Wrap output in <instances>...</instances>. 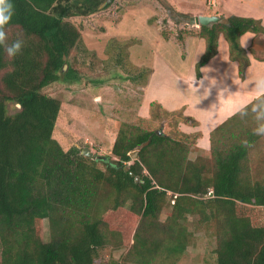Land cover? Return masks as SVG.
Wrapping results in <instances>:
<instances>
[{
    "label": "trees",
    "instance_id": "trees-1",
    "mask_svg": "<svg viewBox=\"0 0 264 264\" xmlns=\"http://www.w3.org/2000/svg\"><path fill=\"white\" fill-rule=\"evenodd\" d=\"M105 1L114 0H12L5 44L19 39L23 46L9 57L0 45V264H103L105 247L128 244L125 227L133 229V242L112 264H178L193 239L190 215L212 229L215 264H264V177L254 179L248 161L259 136L253 126L238 127L246 116L240 109L210 132L207 153L194 135V150H200L194 159L186 141L127 122L111 154L96 159L77 147L65 150L53 136L61 101L44 88L75 72L69 55L85 46L70 18L93 14ZM167 8L176 23L197 24V14ZM221 17L228 23H198L205 49L197 76L223 36L244 78L264 24L250 16ZM248 31L255 37L245 48L240 38ZM145 142L133 159L131 152ZM165 206L171 212L163 218Z\"/></svg>",
    "mask_w": 264,
    "mask_h": 264
},
{
    "label": "rangeland",
    "instance_id": "rangeland-1",
    "mask_svg": "<svg viewBox=\"0 0 264 264\" xmlns=\"http://www.w3.org/2000/svg\"><path fill=\"white\" fill-rule=\"evenodd\" d=\"M244 1L246 0H114L108 5L106 1L103 2L93 14L71 17L81 29L85 46L74 48L69 55V62L75 72L70 77L62 75V78L44 88L46 93L61 101L53 136L65 150L73 147L83 150L88 147L93 153L107 156L111 154L119 128L127 122L143 128L160 129L172 137L186 141L193 147L189 156L194 159L200 152L194 150V135L199 133V137L202 136V130L195 131L185 127L183 122L188 120L183 116L182 110L172 112L170 106L181 100L177 92L185 90L175 83V72L189 73L193 65L191 62L199 59L202 52L192 48L191 57H187L185 62L181 58L185 42L179 39V34L184 33L185 39L198 36L196 29L199 25L185 20L176 23L167 11V4L180 12L198 16L202 9H211L214 4L223 2L239 16L253 17L252 10L254 14L264 13L261 0V3L248 0L251 5ZM243 35L241 43L248 47L254 34L248 31ZM201 43L204 44V41ZM218 50L220 58L228 54V43L223 36L219 39ZM254 53L255 60L261 61L258 57L264 56V34H260L255 40ZM251 54L250 56L253 55ZM197 55L199 56L196 57ZM234 64L236 76L230 82L239 84L246 77L240 75L238 61H234ZM169 70L174 71L170 74ZM250 77L252 80L249 79L248 87L256 89L254 82L257 78L264 77V67L252 71ZM160 98L166 99L169 109L164 107ZM209 104L210 110L215 109L213 104ZM16 109L15 104L9 107L10 112ZM218 119L215 116L212 121ZM237 125L240 129L251 126L255 128L254 114L249 111L237 121ZM183 130L191 132L188 137ZM248 161L253 178H263L264 136H259L252 145ZM170 212L171 208L165 206L163 218ZM187 227L193 233V239L178 264H215L216 237L212 234V229L199 224L196 215L189 216ZM125 228V240L128 244L105 247L100 254L103 264H112L113 260L122 259L128 251L133 242V229ZM48 230V221L45 220L41 234L46 240L49 238Z\"/></svg>",
    "mask_w": 264,
    "mask_h": 264
},
{
    "label": "crops",
    "instance_id": "crops-1",
    "mask_svg": "<svg viewBox=\"0 0 264 264\" xmlns=\"http://www.w3.org/2000/svg\"><path fill=\"white\" fill-rule=\"evenodd\" d=\"M240 1L242 2V0H240ZM250 1L252 3L254 1H255V3L260 2V0H250ZM250 1L246 0L244 2H245V4L249 5L251 3ZM261 1H262V5L264 7V0H261ZM223 3L219 4V5L216 3L212 6L211 9H205L204 8L199 13H201V15H218V16H228L230 14H235V13H233V11H231L229 8H227ZM252 6H254V5H252ZM254 7H256L255 8L256 10L258 9L257 6H254ZM261 9H263V8H261ZM253 11L254 10H252V12H251V16H253L255 18L263 19L262 20V22H263L264 21V15H263L264 13L262 12L263 14H254ZM262 11H264V9ZM251 33H253V32H251ZM254 37H255V34L251 37V41H250V44L248 45V47H250L252 45V43L254 42ZM202 41H204V39L199 35L198 36H189L188 38H186L184 40L185 51H184V53L181 54V58L186 62L187 57L188 58L191 57V55H190L191 51L190 50L192 48L193 49L197 48L198 51H202L200 53V55H202L204 52V49H205V42H204V44H202L201 43ZM240 41L242 42V38ZM244 47L248 48L246 46H244ZM251 53H252L251 51L248 52L249 57L251 58V62H250L251 64L247 69V72L245 75L246 78L242 81L238 77V80H240L239 84H234V81L230 82L234 78V75L236 76V68H235L234 61L230 60V58H229V51H228V54L222 58H220V56H218V54H219V52H218L209 62H207L205 65H203L201 67V70H200L201 76L200 77L197 76V72H196V63L199 61L200 58L199 59L196 58V60L193 59V61L191 62V63H193V65H191V67L189 69V73L184 74L183 72H180V73L175 72V79H176L175 83L185 88V90L177 92V94H178L177 96H179L178 98L181 99L178 101V103H176L172 106H170V105L167 106L166 99L160 98V102H163V104L165 105L164 106L165 108H168L170 106L171 111H174V110L178 111L181 109L182 113L185 116H190V117H193L195 119L196 124L183 122L184 123L183 125H185V127H187V128H193V129H195V131L197 129L199 131L202 130L201 131L202 136L200 135V137L198 138V140H199L198 147H200L206 153L210 149V132L215 127H217L219 124H221L223 121H225L228 117H230L235 112H237L241 108V106L247 105L248 103H250L251 101H253L256 98V89H253V90L250 89L251 87L250 86L248 87V81H249V79H251L250 75H251L252 71H258L260 68H262V66L264 67V56H262V58L258 57V59H260L261 61H256L254 58V54L252 53L253 54L252 55ZM250 54L252 56H250ZM198 56L199 55H197L196 57H198ZM208 68H212L215 70V71L208 73V75L218 77V79L220 80V83H218V85L216 87L212 88V92L208 97L201 100L200 98H198L197 96H195L193 94V91L191 88V81L194 78V76H196L197 80H199L202 76H204L203 72H206L208 70ZM173 71L174 70H169V73L170 72L172 73ZM224 78H226V79L224 80ZM223 82L228 85L229 91L231 93H229V94L225 93L224 96L218 97V89L220 87H222ZM204 83L207 86V81H205ZM241 87H243V88H241ZM200 91L202 93L203 89H201ZM173 96H174V94H173ZM209 103L213 104L215 106V109L210 110L209 109L210 108ZM214 111L216 113H214ZM215 116L219 117V119L212 121L213 117H215ZM183 131L186 133H191L190 131H185V130H183Z\"/></svg>",
    "mask_w": 264,
    "mask_h": 264
},
{
    "label": "clouds",
    "instance_id": "clouds-1",
    "mask_svg": "<svg viewBox=\"0 0 264 264\" xmlns=\"http://www.w3.org/2000/svg\"><path fill=\"white\" fill-rule=\"evenodd\" d=\"M15 9L12 0H0V45L4 46L5 51L9 57L16 56L22 46V40H15L9 45L5 44L7 39V33L5 31V26L10 22L14 15ZM215 71L212 68L204 73L199 80L196 76L191 81V88L193 94L200 98L201 100L208 97L212 88L216 87L220 80L216 76H209L208 73ZM226 78H224L225 80ZM207 81V86L205 85ZM256 88V98L255 101L251 103L250 108L247 105L241 106L240 112L241 115H247L248 111L254 114V119L256 121V127L253 129V133L258 136H264V77L257 78L254 82ZM201 89H203L201 93ZM225 93H231L227 84L223 82L222 87L218 89V97L224 96Z\"/></svg>",
    "mask_w": 264,
    "mask_h": 264
},
{
    "label": "water",
    "instance_id": "water-1",
    "mask_svg": "<svg viewBox=\"0 0 264 264\" xmlns=\"http://www.w3.org/2000/svg\"><path fill=\"white\" fill-rule=\"evenodd\" d=\"M196 22L197 24H201V25H212L213 23H228V19L226 17H221L218 15H199L196 17ZM148 142L143 143L138 149L134 150L133 152H131V157L133 159H136L138 157L139 151L140 149L147 144ZM82 154L89 156L93 159L98 158V154L93 153L88 147H84L82 150ZM137 181H139V178H136Z\"/></svg>",
    "mask_w": 264,
    "mask_h": 264
}]
</instances>
